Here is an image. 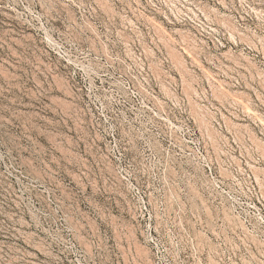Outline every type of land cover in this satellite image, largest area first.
<instances>
[{
    "label": "rangeland",
    "instance_id": "374dc122",
    "mask_svg": "<svg viewBox=\"0 0 264 264\" xmlns=\"http://www.w3.org/2000/svg\"><path fill=\"white\" fill-rule=\"evenodd\" d=\"M0 264H264V0H0Z\"/></svg>",
    "mask_w": 264,
    "mask_h": 264
}]
</instances>
